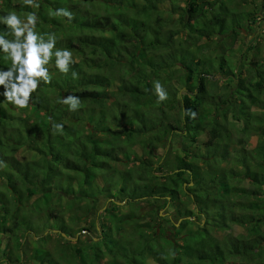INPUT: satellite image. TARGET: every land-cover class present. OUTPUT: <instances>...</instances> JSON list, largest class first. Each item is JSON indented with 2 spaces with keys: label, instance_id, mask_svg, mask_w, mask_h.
Returning <instances> with one entry per match:
<instances>
[{
  "label": "trees",
  "instance_id": "16d2710c",
  "mask_svg": "<svg viewBox=\"0 0 264 264\" xmlns=\"http://www.w3.org/2000/svg\"><path fill=\"white\" fill-rule=\"evenodd\" d=\"M168 1L36 0L40 7L34 9L23 0H0V17L15 12L24 20L35 11L36 31L57 37L44 65L51 83H40L28 107L6 102L0 85V219L11 236L0 249V264H264V68L257 63L252 75L243 76L235 72L240 66L218 55L217 69L233 88L214 95L215 74L199 56L209 58L204 40L215 36L236 43L242 27L227 29V18L236 14L228 13L225 0L221 6L220 0H187L183 27L171 29L162 8ZM61 8L71 20L49 15ZM261 11L250 18L252 25L263 20ZM9 31L0 23V35L11 40ZM253 44L250 49H257ZM57 49L70 50L76 61L66 75L55 66ZM11 67L0 51V72ZM155 81L167 92L162 102ZM67 96L79 97L78 110L59 102ZM218 101L224 120L232 114L237 122L230 129L218 115L203 122L205 107ZM178 106L180 115L173 112ZM55 123L63 125L62 133L53 132ZM174 135L190 148L204 136L205 154L187 150L175 157L172 171L160 175L163 166L156 169L151 159ZM230 146L236 171L218 173L232 155ZM121 195L125 199L118 201ZM101 196L110 206L96 215L97 224L88 223L90 209L66 220L63 208ZM62 197L69 206L59 203ZM168 207L176 209L177 221L160 215ZM238 227L242 233L235 232ZM94 233L97 242L89 238ZM54 237L60 244L48 249Z\"/></svg>",
  "mask_w": 264,
  "mask_h": 264
},
{
  "label": "rangeland",
  "instance_id": "374dc122",
  "mask_svg": "<svg viewBox=\"0 0 264 264\" xmlns=\"http://www.w3.org/2000/svg\"><path fill=\"white\" fill-rule=\"evenodd\" d=\"M132 1V0H131ZM225 6L228 9V13L229 11H232L234 14H236V16L234 17H228L227 18V22H228V30L229 31H236L238 26L242 27L241 33L240 35L236 38V43L233 45V43H231L230 38L227 36H223V37H213L211 40H204V44H206L207 48V54L209 58H206L205 55H198L199 57H201L202 59L206 60V64L205 66L208 67V62L210 63V67L209 69L211 70L212 73L215 74V81L218 82V89H216L217 92L213 91L212 89V85L208 86V90L209 92H215L214 95H220L223 93L226 94V92H229V90H231L233 87L232 85L227 86L226 81L227 78L224 79V77H226L223 72L218 71V64L215 63L214 61L216 60L217 56L219 55H223L225 56L227 59L232 60V64L237 65L238 67L240 66V68H237L235 70V72H239L241 73V75L243 76H247L249 74L252 75V73H249L250 69L254 67V65H256L258 63V65H262L260 67V70H262L263 65H264V34L261 32V27L259 26L260 23L256 26L252 25L254 23H252V15H254V13H257L259 10L264 11L262 8V6L264 5V0H225ZM218 6H221L222 4H224V0H220L218 3ZM188 6V2L187 0H170L168 2H166L163 5V9L168 10V12L166 13V17L167 19L171 22V29L174 28H179L181 29L183 26L181 25L180 22V16H182V12H184V9H186V7ZM215 8H218L217 6H215ZM208 11V10H207ZM261 11V12H262ZM172 12V13H171ZM220 12V9L218 10H212L209 11L207 14L211 17L213 16L212 13H218ZM251 15V16H250ZM170 16V17H169ZM259 16V15H258ZM264 17V16H263ZM252 18V19H250ZM256 18V17H255ZM234 27V28H233ZM218 29V27H216L213 31H216ZM228 39L229 42L224 43V40ZM253 42L255 45V47H257V49H250L251 45L250 43ZM231 44V45H230ZM257 45V46H256ZM230 46H232V50H230ZM197 48V47H196ZM206 58V59H205ZM211 60V61H208ZM214 65H213V64ZM255 63V64H253ZM249 73V74H248ZM226 85V86H225ZM184 91V90H183ZM182 91V93H183ZM262 98H264V94L262 96ZM218 100V99H217ZM216 100V101H217ZM221 102H217V104L215 106H206L205 109L202 112V119L203 122L206 123H211L213 120L214 116H220L218 118L219 121L224 122H228L229 125V129L232 127V124H236L237 122L235 121V118H232V114L227 116V120H224L223 114L224 112L220 109L219 111L216 110V107H221ZM224 107V106H223ZM177 115H180L181 113V109L178 106L176 109H174V111ZM238 118L241 117L240 114H237ZM178 117V116H177ZM224 120V121H223ZM203 137H199L198 139V145H195L194 147L190 148V142L189 141H183L182 136H172L170 138V142L166 143L162 146H158V154L156 157H153V159H151L152 161V165L155 167L156 169L158 168L159 165L163 166V170H161L159 172L160 175H165L166 173H169V170H173L175 167V157L177 156H182L184 154L185 151H193L195 154L197 155H204L205 154V147L202 146V142H203ZM250 147H255L257 144V139L252 138L249 141ZM166 149V150H165ZM235 150V146H230L229 147V151L232 153L231 157L229 158L228 161H226V163H221L218 165L217 168V172L221 173L224 169H226V171H228L229 173H234L236 171V168L233 167V153ZM137 155L141 156V154H143V151L141 148H137L136 150ZM164 151L169 152V154L167 156L164 155ZM25 153V151H23ZM161 154V155H160ZM30 159H33V156L29 155ZM26 158V157H25ZM220 159V158H218ZM200 165L203 167L204 170H206V164H204L202 161H199ZM215 163V162H214ZM121 167L125 170V168L127 169L128 165H124V162L121 161L120 162ZM168 164V165H167ZM137 170V169H136ZM142 170V169H141ZM139 172V169H138ZM93 182H95V184L101 185L102 183L99 182V178H96ZM63 184L66 186V182ZM104 184V183H103ZM192 184V183H191ZM76 185V184H75ZM242 185V184H241ZM248 186L247 183L243 184L242 186ZM193 186V185H191ZM76 187V186H75ZM4 188L0 187V191H3ZM9 196H11V194H9ZM124 195H121L118 201H123L125 198L123 197ZM72 197H70L69 199L71 200ZM33 201V200H32ZM31 201V203H32ZM97 202V203H96ZM59 203H61V205L65 206H69L68 202V198H64L62 197L59 200ZM120 203V202H118ZM107 206H110V203L108 201L107 198L105 197H100L98 198L97 201H89V202H84V203H78L76 202L75 204L72 205L73 208H71L72 210H69L68 207L67 208H63L64 211H66V215L65 218L66 220L69 219V217L72 215L75 217V215H77V213H81L82 211H89L88 209L91 210L90 216L88 217V223H93L96 220V224H97V214H100V212ZM193 206L188 203V209H192ZM123 212L122 213H128L129 210L128 208L122 209ZM176 209L174 207H168L162 211H160V215L163 217H168L171 216L172 219H174V221H177V217L176 215ZM175 216V218H174ZM4 223L2 222V219H0V249H6L7 245L10 244L11 242V236L6 235V233L3 231L4 230V226L8 227L9 225H3ZM127 230L130 229V227L125 226L124 227ZM236 233H242L243 229L242 228H236L235 229ZM94 232V231H93ZM119 235V234H116ZM227 235L226 232L224 233H220L218 236L220 238L225 237ZM100 235H98L97 233L91 234V236H89V238L91 239V237H93L94 241H99ZM27 240L30 242V246L32 247V237L28 236ZM60 244L59 240L56 239L55 237L48 242V249L53 250L56 246H58ZM2 255L0 254V257ZM104 264H106L107 259H104Z\"/></svg>",
  "mask_w": 264,
  "mask_h": 264
},
{
  "label": "clouds",
  "instance_id": "9594fccd",
  "mask_svg": "<svg viewBox=\"0 0 264 264\" xmlns=\"http://www.w3.org/2000/svg\"><path fill=\"white\" fill-rule=\"evenodd\" d=\"M26 6L38 9L40 7L36 0H23ZM50 16H63L68 20L72 19V14L66 9H57ZM38 15L35 11L26 14V19L22 20L15 12H9L6 16L0 17V23L10 29L7 35L13 39L9 40L5 35H0V51L5 53L12 61V67L7 72H0V85L4 86L5 101L22 109L29 105L31 94L39 87L40 83H51L49 71L44 65L49 63L55 48L57 37L55 33H38L36 25ZM55 55V66L63 74L69 72L70 65L76 61L72 52L68 49H57ZM73 79L78 78V74L72 73ZM154 91L158 101L167 99V92L159 81L154 82ZM60 103L67 105L69 111H76L81 106L79 97L67 96ZM192 118L196 113L191 112ZM63 131V125L53 124V132ZM0 166L4 162L0 161Z\"/></svg>",
  "mask_w": 264,
  "mask_h": 264
},
{
  "label": "built area",
  "instance_id": "2783aa9c",
  "mask_svg": "<svg viewBox=\"0 0 264 264\" xmlns=\"http://www.w3.org/2000/svg\"><path fill=\"white\" fill-rule=\"evenodd\" d=\"M259 23H260V27H261V32L264 34V18L263 20L262 19H259Z\"/></svg>",
  "mask_w": 264,
  "mask_h": 264
},
{
  "label": "water",
  "instance_id": "95a60500",
  "mask_svg": "<svg viewBox=\"0 0 264 264\" xmlns=\"http://www.w3.org/2000/svg\"><path fill=\"white\" fill-rule=\"evenodd\" d=\"M181 94H182V92H181ZM191 185H193V184H191ZM66 235L64 234V237H65Z\"/></svg>",
  "mask_w": 264,
  "mask_h": 264
}]
</instances>
